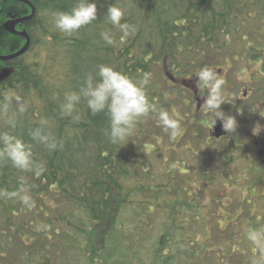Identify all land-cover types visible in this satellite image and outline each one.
I'll use <instances>...</instances> for the list:
<instances>
[{
	"label": "trees",
	"instance_id": "trees-1",
	"mask_svg": "<svg viewBox=\"0 0 264 264\" xmlns=\"http://www.w3.org/2000/svg\"><path fill=\"white\" fill-rule=\"evenodd\" d=\"M29 1L36 11L27 23L30 46L24 56L0 62V97L20 96L26 110L15 112L13 103L9 113L0 114V133L31 143L45 171L37 177L0 159V264H135L125 251L131 239L126 215L132 213L134 226L147 231L164 207L166 223H161V234L140 264H180V257L187 264H202L210 254L221 258L216 248L208 247L225 233L218 198L204 203L196 194L191 196L185 180L179 189L172 183L156 184L149 175L144 159L165 136L155 113L141 117L125 143L112 144L105 134L107 114L92 115L82 101L69 116L61 105L66 92L78 91L89 73L95 75L100 65H108L133 78L149 74L150 101L174 119L173 107L184 110L189 97L175 105L178 100L164 93L167 77L180 85L172 83L182 95L191 79L197 81L201 68L220 66L227 59H251L252 47L245 46V38L254 24L264 30V0H91L98 7L97 20L72 34L55 27L54 14L71 11L79 0ZM12 4L15 15L29 13L26 5ZM113 5L124 11L122 23L136 29L123 41L120 31L107 22V9ZM105 31L114 37L113 44L103 40ZM24 43L27 39L12 37L0 53H17ZM255 50L259 54L253 61L261 64L258 75L264 78V48ZM10 118L16 122L14 129ZM150 123L155 132L147 130ZM42 124L56 140L54 151L31 141L29 131ZM21 186L30 194L28 205L20 199ZM13 192L18 194L10 195ZM206 210L210 215L204 216ZM248 218L252 225L253 217ZM236 221L231 218L228 227ZM144 234H139L141 239ZM207 234L206 250L200 251L196 239Z\"/></svg>",
	"mask_w": 264,
	"mask_h": 264
},
{
	"label": "clouds",
	"instance_id": "clouds-1",
	"mask_svg": "<svg viewBox=\"0 0 264 264\" xmlns=\"http://www.w3.org/2000/svg\"><path fill=\"white\" fill-rule=\"evenodd\" d=\"M123 17L124 11L120 7L113 5L107 9V22L120 31L121 41L136 31L134 25L122 23ZM97 18V4L91 0H79L71 11L55 13L54 23L60 32L72 34L92 24ZM101 36L109 45L115 42L108 31L102 32ZM196 75L198 88L207 89V95L202 103L203 110L212 115L215 124L219 119L225 132H233L238 127L236 117L227 115L221 110L222 105L226 104L223 93L225 80L209 66L201 68ZM149 79L147 73L142 78H133L111 66L100 65L95 75L89 73L84 78L78 91L65 93L61 111L71 116L77 106L84 101L92 115L107 114L110 123L105 134L112 144L125 143L133 135L139 119L149 112L155 113L165 131L171 130V134L175 136L178 129L177 122L170 117L167 110L157 109L149 99L147 93ZM13 103H15V112L21 114L25 112L26 102L22 101L20 96L3 95L0 97V114L9 113ZM8 123L11 128L16 127L14 119L10 118ZM260 130L257 126L254 129L255 134H259ZM29 136L31 141L43 145L49 151L57 148L55 138L43 124L31 129ZM0 159L9 161L18 170L32 172L37 177L45 171L43 163L34 158L33 145L9 132L0 133ZM19 193L22 202L28 205L31 200L28 189L21 186ZM17 194L13 192L10 195ZM246 238L261 250L259 257L253 260V264H264V227L248 230Z\"/></svg>",
	"mask_w": 264,
	"mask_h": 264
},
{
	"label": "rangeland",
	"instance_id": "rangeland-1",
	"mask_svg": "<svg viewBox=\"0 0 264 264\" xmlns=\"http://www.w3.org/2000/svg\"><path fill=\"white\" fill-rule=\"evenodd\" d=\"M259 27H260L259 24H254V26L248 30L249 36L245 38L247 41V43H245V46H247L248 43L251 44V47L253 46V55L259 54V52H257L255 49L262 50L264 48V38L260 35V34L264 35V30H261ZM240 55H241V50H239V53L237 54L236 57ZM247 58L248 57H245V60L238 58L237 61L228 60L231 62L233 67V70L231 72L232 76L240 77V79L243 80V82H247V80L249 79L248 76L252 70V66L250 64L251 60H248ZM220 67L221 66H216L215 68H220ZM260 67L261 64L255 65V62L253 61V70H256V68L259 69ZM240 73H246L247 74L246 78L244 76H240L241 75ZM170 79H171L170 77H167L166 79L169 88L167 86L166 88L164 87L165 88L164 93L169 94V98L174 97L176 98V100H178L176 101L175 105L181 104L182 98L183 97L185 98L187 94L186 93L184 94V92L182 91V95H179L180 94L179 89L173 88L174 85H172V82L169 81ZM257 79L261 80L264 85V78H262L260 75H257ZM175 108L177 107L176 106L173 107V114L175 113V116L179 118H181L179 115L184 116L187 113H191L190 110L187 108H185L184 110H180L178 108L180 111L176 110ZM184 122H185V118L184 120L180 119L179 123H177L178 129L180 127L185 128L187 125L190 124ZM162 129L164 128L161 125V127L158 130L164 133L165 136H161L162 134H160L162 139H160L159 146L156 147L154 153L148 154V156L145 157L144 159L146 163L150 166L148 169V166L146 165L145 170L146 169L149 170V175L152 176L153 182L159 185H164V184L169 185V183H172L174 184L173 185L174 187H176L175 185H177L178 188L180 189L182 185L181 183L184 182L185 180V183L187 184V189L191 190V196H194L198 192L200 197H202L201 200L204 203H206V201L209 202V200L211 201V199H217V198L221 203H223V206L220 208V214H221L220 217H221V226H222L221 229L225 233L218 235L219 239L214 240L216 244L213 243L212 245L208 246V247L213 246L214 250L216 248V250H218L217 254L219 253L220 255L219 254L218 255L221 258L216 259V256L213 254L206 255L203 258L202 264H215V260H220L218 264H253V260L259 257L261 250L247 240L246 233L248 230L252 229L253 224L256 226L255 228L264 227V203L259 200L260 202L257 203L256 205V207L258 208L255 214H253V211L251 213L248 212L249 209L248 204H244V206L242 205L241 207L242 210L240 211L237 210V207L240 201L243 199V197H240L239 196L240 194L238 192H233L232 194H230L234 198V200L231 202L232 200L231 197H226L225 199L223 198L225 196L224 191L230 190V188L228 187L223 188L219 184L212 186V182L209 184V180L201 182L202 181L201 179H203L202 177L204 176L201 172L199 171L197 172L194 169V167L196 166L197 168L207 166V168L210 167L211 169L215 170L216 174H218V171L220 173V165L216 160L217 156L214 155L215 153L214 149L212 150L205 149L206 151L204 154H202V152L200 151L199 145L200 143L202 144L204 139L202 137H205L206 133H201L200 136L202 137L197 138L195 136L196 130H193L192 128L189 127L186 134L182 136L183 138L179 141V144L176 145L178 142V138L175 137L176 135L173 136L171 134V130L165 132L162 131ZM147 130L155 132L154 130H156V128L153 125V123H150L147 127ZM194 140L195 142L198 143H195ZM188 141L194 142V145L189 144ZM147 142H151V141L148 140ZM154 145L156 144L154 143ZM150 148L151 147L148 146L145 149L149 152L151 150ZM207 153L212 154L213 155L212 158L207 157L208 156ZM177 170L180 171L181 174L180 176H178L179 174ZM208 178H210V176H208ZM207 183L209 184V186L205 185ZM203 185H205L204 188L202 187ZM198 189H200V191ZM231 190L233 189L231 188ZM247 191H249V189ZM228 194L229 193H227V195ZM258 195H260V193ZM170 197H172L171 202H173L175 198L173 196ZM244 197H246V201L251 202L250 203L251 206L253 205V202L256 201V199L252 200L249 197H247V195ZM243 200L245 201V199ZM164 201L170 202V199L165 198ZM224 203L228 206V209H225L226 205ZM238 212H241L243 214L238 216L239 215ZM167 213L168 211L165 209V207L161 208L159 212H157L156 215L157 218H154L153 227L148 229L147 231H140L138 229V225L134 226L135 221L133 222V220H131L133 218L132 213H128L126 215L127 216L126 219L129 224V229L127 231V234L131 236L130 243L127 246V248H125V251L126 250L127 252L129 251V254L131 255V258L128 259L129 262L140 264L141 261L145 260V258L147 259V256L149 254L148 253L149 246L152 242H155L158 239V236L161 234L162 231L160 225L161 223L164 224L166 223L165 222L166 220L164 218H166L165 214ZM232 213L235 214L234 217H232ZM203 214L204 216H207L210 215V212L206 210L203 212ZM236 217H237V221L228 227L229 220L231 218L234 219ZM248 217H253L252 225H248L249 223H251L249 222ZM206 232L209 233V231ZM140 233H145L142 239L140 238L139 235ZM231 234H234V238L232 241L227 242L226 239L232 237ZM208 240H210L208 239V234L203 235L201 239L200 236L196 239L200 251L206 250L204 246L206 241ZM237 243H239L238 246ZM238 247H239L238 249L239 251L236 250ZM219 250H222V252ZM176 251L177 249H175L173 253L175 254ZM242 253L244 255H242ZM180 258H181V260L179 259L180 264H187L186 261L184 260L185 259L184 257H180Z\"/></svg>",
	"mask_w": 264,
	"mask_h": 264
},
{
	"label": "flooded vegetation",
	"instance_id": "flooded-vegetation-1",
	"mask_svg": "<svg viewBox=\"0 0 264 264\" xmlns=\"http://www.w3.org/2000/svg\"><path fill=\"white\" fill-rule=\"evenodd\" d=\"M12 2H18L26 5L28 7L27 12L29 13L23 15L22 17L15 15L14 11L16 8ZM29 2L31 3V1ZM31 13V6L24 2L16 0H0V47H3L4 45L6 46L9 39H12V37L15 36H21L26 42V36L30 37L27 33V23L31 20L15 25V34L7 32L6 27L12 22L29 17ZM15 54L17 53H10V49L4 52L2 51L0 53V62L2 63L3 59L10 58ZM250 56L251 59L249 60H251L250 64L252 66V70L248 76L249 79L247 82H243L240 77L232 76L231 72L233 67L228 59L222 62L220 68L214 67V69L225 80L223 93L226 104L222 105L221 110L227 115L235 116L237 119L238 127L233 132H225L219 119H217L215 124L212 115L203 110L202 103L203 98L207 95V89L198 88L197 81L194 82L193 79H191L189 83L184 86L185 93L189 99L183 104L190 110L191 113H187L184 116L179 115L181 118L176 117L175 113L173 115L178 121H180V119L184 120L185 118V122L187 124L190 123L185 128H179L175 136L178 138L176 145L179 144V141L183 138L182 136L186 134L188 128L190 127L193 130H196L195 136L197 138L202 137L200 136L201 133H206L204 143L199 145L202 154H204L208 149H214L215 151L214 155L217 156L216 160L220 165V173L218 171V174H216L215 170L210 167L207 168V166L200 168H197L196 166L194 169L197 172H201L204 176L202 177L203 179H201V182L208 181L206 179L210 176L212 186L219 184L223 188H230V190L224 191L225 196L223 198L225 199L226 197H231V202L234 198L230 194L238 192L240 194L239 196L245 199V201L242 199L237 207V210L240 211L242 210L241 207L243 204L250 205L251 203L250 201H246V197L244 196L247 195V197L252 200L256 199L252 206L253 214H255L258 208L256 207L257 203L260 201L264 203V85L261 80L257 79V75L261 71V67L253 70V46ZM259 64V62L255 61V65ZM240 74V76H244L245 78L247 76L246 73ZM173 84L180 86L177 82ZM175 109L180 111L178 108ZM216 125L221 127L224 132L219 137L215 132ZM257 126L261 129L259 134H255L254 132V129ZM194 142L188 141L189 144L193 145ZM212 156V154H208L207 157L212 158ZM211 182H209V184ZM209 184L207 183L205 185L209 186ZM205 185L202 187L204 188ZM231 188L233 190H231ZM248 189L249 191H247ZM198 190L200 191V189ZM227 193L229 194L227 195ZM259 193L260 195H258ZM196 196H198L199 199L202 198L198 192L196 193ZM226 208L228 209L227 205ZM238 213V216L243 214L241 212ZM234 215L235 214L232 213V216ZM253 226V228L256 227L254 224Z\"/></svg>",
	"mask_w": 264,
	"mask_h": 264
},
{
	"label": "water",
	"instance_id": "water-1",
	"mask_svg": "<svg viewBox=\"0 0 264 264\" xmlns=\"http://www.w3.org/2000/svg\"><path fill=\"white\" fill-rule=\"evenodd\" d=\"M16 1L24 2V3L28 4V5H30L31 8H32V13H31V15H30L29 17H26V18H24V19H21V20H17V21H15V22H12V23L9 24L10 26L7 25L6 30H7V32H9V33H11V34H15V29H14L15 25L20 24V23H23V22H25V21H29V20H31L32 17H34L35 14H36L35 7H33V5H31V3H30L28 0H16ZM26 37H27V38H26V39H27V44L24 46V48H23L22 50H20L17 54L11 56L10 58H5V60H6V59H14V58H18V57H20V56H22V55L24 56L25 52L28 50V48H29V46H30V39H28V36H26ZM170 81H171V82H175V80H174L173 78H171ZM215 132H216V135H217L218 137L221 136V134L224 133V132L222 131L221 127H219V126H217V125H216V127H215Z\"/></svg>",
	"mask_w": 264,
	"mask_h": 264
}]
</instances>
